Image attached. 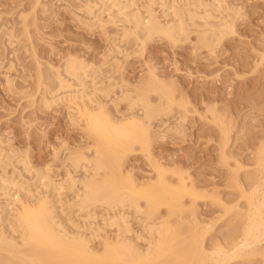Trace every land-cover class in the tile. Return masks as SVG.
Instances as JSON below:
<instances>
[{
    "label": "rangeland",
    "instance_id": "1",
    "mask_svg": "<svg viewBox=\"0 0 264 264\" xmlns=\"http://www.w3.org/2000/svg\"><path fill=\"white\" fill-rule=\"evenodd\" d=\"M88 1L0 0V185L15 182L35 195L41 188L29 170L49 168L57 184L69 173L76 183L84 172L91 173V168L75 172L71 161L96 159L101 140L67 102L52 103L58 71L67 78L64 62L77 59L93 69L97 88L105 89L100 101L113 119L139 116L140 108L131 107L139 99L151 105L148 139L102 158L107 166H117L114 178L120 186L155 192L152 214L144 199L141 213L127 208L134 237H147L146 223L163 221L170 229L166 252L148 264H207L210 251L224 247L230 252L241 239L252 191L258 189L260 200L264 190L259 166L264 154V0H191L192 5L158 0L150 9L160 24L177 14L191 32L176 43L157 36L145 40L123 18L109 19L106 13L101 27L91 26ZM148 1L135 6L144 17ZM218 1L222 7L215 11L211 4ZM216 30L221 33L214 35ZM100 172V181L110 173ZM63 190L62 201H72L74 193L66 186ZM6 203L0 192V236L14 221L10 209H2ZM97 205L89 210L96 226L103 227L109 210ZM66 215L81 224L73 212ZM101 234L112 242L117 230L106 226ZM102 237L92 240L93 251L102 252ZM21 254L0 248V264H79L36 245ZM240 255L226 263L264 264V238Z\"/></svg>",
    "mask_w": 264,
    "mask_h": 264
},
{
    "label": "bare ground",
    "instance_id": "2",
    "mask_svg": "<svg viewBox=\"0 0 264 264\" xmlns=\"http://www.w3.org/2000/svg\"><path fill=\"white\" fill-rule=\"evenodd\" d=\"M138 1L90 0L85 9L87 15L92 18L91 26L97 25L101 27L104 23L102 15L106 13L109 19L123 18L124 22L133 26V34L138 36V34L140 35L139 32H142L144 33L145 40L156 36L164 37L174 43L181 41V39L183 40L182 37L186 36L189 29L186 30L187 28L184 25L186 23H183L177 14H173L174 20H171L172 22L162 25L159 20L157 21L153 11L150 9L151 4L158 2V0L147 2L146 17L142 16L135 8ZM189 2L191 4L192 1L189 0ZM190 4L185 5L187 7ZM216 4L217 2L211 4V8L215 7V11L222 7L218 6L219 1ZM168 13L167 15H169ZM184 21L186 22V20ZM223 28L225 30L231 29L229 25H224ZM216 31H213L214 35L221 33L218 30ZM188 33H191L190 30ZM10 41L12 42V40ZM11 42L8 41L7 43L11 46ZM6 45L8 46V44ZM63 67L64 74L75 84L70 83V80L62 77L58 71L57 80L59 82V89L58 91L54 90L55 93L52 92L54 93L52 103L65 101L68 103L70 110L76 111V114L83 118L88 132L101 140V148L97 150L96 154L98 157L88 160L84 156H78L71 161L75 172L79 170L87 171L88 168H91V173H88V171L84 172L83 178L78 183H76V178L69 173L62 184H57L50 177V169L46 168L41 169V171L29 170L30 174L34 177V185H39L41 188L35 195H29V192L22 191L21 187H18L15 182L0 185V192H3L7 202L2 209H10L13 216L11 218L14 219L13 225L8 229V234L1 233L0 248L10 253L23 255L21 251L29 245L46 247L54 250L63 259L79 264H148L153 262L162 257L166 252L167 239L170 234L168 224L163 221L156 224L146 223L143 230L147 237H142L140 234L134 237L135 232L131 228L130 217L127 211L135 212L134 214L136 215L141 213L143 208L139 205V201L144 199L148 213L152 214L158 203L155 192L148 187L139 189L133 184L130 186H120L114 178L117 166L109 167L102 162L103 157L106 158L113 155L117 149L127 150L137 140L146 141L148 139L147 126L152 122L151 105L147 101L139 99L130 106L132 109L140 108V114L143 113L142 116L140 114L136 116L132 113L131 116L133 114L135 116L131 117L129 115L130 118H119L120 120L117 118L113 119L108 113L106 106L100 101L101 98L106 97L104 93L105 89L103 90L101 87L97 88L98 84H95L96 79L93 77L95 74L93 69L82 61L78 62L77 59L66 60ZM74 88L75 90H73ZM158 90L159 94H163V92L160 93V89ZM61 91H68L67 93H70L69 95L67 94L68 96H65L62 93H66L62 92L61 96L59 95ZM46 102L49 101L46 100ZM48 104L50 105L51 102ZM182 121H184L183 118ZM179 128L182 127L178 126L175 129ZM260 154L262 156L260 155L259 166L262 171H260L261 169L259 171L264 176V154ZM84 164L89 165V167H85L86 165L84 166ZM106 169L110 173L108 175L105 173L106 179L100 181L98 179L100 171ZM261 182H258V184H262ZM64 186L74 193L72 201H62L61 197L64 193ZM252 190L254 189L252 188ZM261 192L262 196H260V200L258 189L252 191V195L249 198L250 212L247 216L248 223L244 226L241 239L237 241V244L230 252L224 247H218L210 251L207 264H225L230 259L232 260V257L241 256V253L254 247L256 248L258 243H261V240L264 238V190ZM99 203L105 205L108 208L107 210H109L108 218L102 221L103 227L96 226L95 220L97 217L89 210L92 206L99 205ZM69 212H73L77 217L82 218L80 225H74V223H71L66 218V214H69ZM83 213H85V217H82ZM106 226L117 230L116 238L112 242L105 240L101 236V232ZM99 237L105 240L102 252L100 253L93 251L90 247L92 240ZM142 242L144 243L142 244Z\"/></svg>",
    "mask_w": 264,
    "mask_h": 264
}]
</instances>
